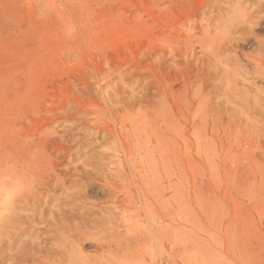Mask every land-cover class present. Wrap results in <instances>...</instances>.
I'll use <instances>...</instances> for the list:
<instances>
[{
	"label": "rangeland",
	"instance_id": "374dc122",
	"mask_svg": "<svg viewBox=\"0 0 264 264\" xmlns=\"http://www.w3.org/2000/svg\"><path fill=\"white\" fill-rule=\"evenodd\" d=\"M0 264H264V0H0Z\"/></svg>",
	"mask_w": 264,
	"mask_h": 264
}]
</instances>
